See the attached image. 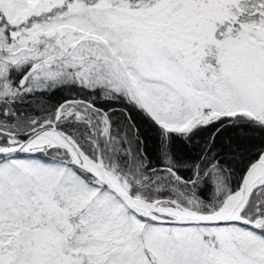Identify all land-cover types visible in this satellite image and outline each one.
Instances as JSON below:
<instances>
[{"label": "snow or ice", "instance_id": "obj_1", "mask_svg": "<svg viewBox=\"0 0 264 264\" xmlns=\"http://www.w3.org/2000/svg\"><path fill=\"white\" fill-rule=\"evenodd\" d=\"M0 264H264V0H0Z\"/></svg>", "mask_w": 264, "mask_h": 264}]
</instances>
